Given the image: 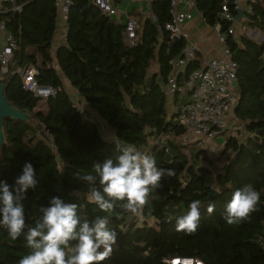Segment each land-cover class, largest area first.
<instances>
[{
	"label": "trees",
	"instance_id": "obj_1",
	"mask_svg": "<svg viewBox=\"0 0 264 264\" xmlns=\"http://www.w3.org/2000/svg\"><path fill=\"white\" fill-rule=\"evenodd\" d=\"M170 1H152L157 21L146 19L138 27L133 46L123 41L122 18L101 14L91 0H73L66 39L54 51L53 0H17L20 12L0 15L19 45L3 78L5 96L33 118L4 120L0 180L11 191L23 165L32 164L38 183L21 201L29 227L42 216L40 209L48 207L52 197L76 203L81 220L108 216L117 242L110 258L100 264H172L173 259H191L193 264H264V41L258 43L244 31L237 38L227 35V46L237 62L239 99L234 114L243 123V134L241 139L227 138L223 152L229 154L220 169L202 167L205 150L178 141L185 128L175 121V112L170 113L163 91L172 70L170 61L184 47L182 40L171 47L170 33L158 30L170 19ZM193 1L209 25L219 22L220 31L227 32L231 22L221 19L220 13L226 1L235 14L233 0ZM251 7L244 24L264 34V5L257 0ZM155 61L159 68L153 73ZM201 61L197 53L186 73ZM28 65L39 71L36 82L54 88V95L44 99L24 87L18 70ZM66 85L99 115L114 138H105L95 120L81 117ZM129 146L154 156L157 167L174 174L162 177L161 187L149 194L141 215L119 205L104 213L91 202L90 186L77 177L95 175V163L115 160ZM246 184L261 193L259 211L250 221L230 226L222 218L225 206L233 192ZM95 187L100 188L98 182ZM193 200L203 205L200 227L194 235H185L175 230L176 218L187 213ZM209 204L215 205L211 215L206 212ZM26 234L27 229L12 240L0 227V264H18L29 254Z\"/></svg>",
	"mask_w": 264,
	"mask_h": 264
},
{
	"label": "clouds",
	"instance_id": "obj_2",
	"mask_svg": "<svg viewBox=\"0 0 264 264\" xmlns=\"http://www.w3.org/2000/svg\"><path fill=\"white\" fill-rule=\"evenodd\" d=\"M93 172L95 175L77 177L90 186L91 202L104 213L113 212L119 205L137 216L149 203V194L161 187L162 177L174 174L171 169L157 167L154 156L131 146L121 149L115 160L107 158L102 163H95ZM97 182L99 189L95 187ZM37 183L35 169L29 162L23 165L13 190L10 191L6 181L0 180V227L7 230L12 240H17L27 229L25 239L30 252L18 264H100L110 258L117 232L109 229L108 216L81 220L76 203L52 197L49 206L40 209L42 216L35 225L28 226L21 201ZM260 199L261 193L251 184L237 188L227 202L222 218L230 226L248 222L252 214L259 211ZM202 207L200 200H193L187 213L176 218L175 230L194 235L200 227ZM214 211L215 205L209 204L207 214ZM177 264H191V261L178 259Z\"/></svg>",
	"mask_w": 264,
	"mask_h": 264
},
{
	"label": "built area",
	"instance_id": "obj_3",
	"mask_svg": "<svg viewBox=\"0 0 264 264\" xmlns=\"http://www.w3.org/2000/svg\"><path fill=\"white\" fill-rule=\"evenodd\" d=\"M120 0H91L99 12L106 16L121 17L124 25L122 36L127 46H133L137 38L139 27L138 19L128 11L119 10ZM153 0H127L131 3H146L147 11H143V19L156 22L157 19L152 11ZM56 10V34L63 41L66 39L68 28V14L73 0H53ZM255 2V0H252ZM193 5V0H171L169 14L170 19L163 26H158L159 32H169L171 38L174 36L187 40L182 52L173 57L170 61L172 70L163 87L164 94L171 100L176 96L184 95L185 98L174 110L175 121L185 128V133L181 136V143L194 145L206 150L209 148L217 136L230 131V136L237 139L242 138L243 123L234 114L239 94L237 91V62L232 58V54L227 46V35L234 36L237 28L234 24L237 9L241 7V0H233L235 14H232L225 1L220 13L221 19H228L232 24L227 32L220 31V24L216 26L217 40L225 45L223 53L218 57H208L200 50L198 45L190 42L189 35L184 29V24L191 19V13L182 11L180 5ZM264 5V0L263 3ZM22 6L17 0H0V15L6 11L20 12ZM245 9V8H244ZM252 11L251 5L245 12ZM241 23V22H240ZM239 25V24H238ZM246 31V27L241 29ZM0 78L9 72V62L16 50L19 49L18 41L14 34L9 31L0 18ZM172 41V40H171ZM170 41V42H171ZM201 54L202 61L200 66L186 73V68L195 60L196 54ZM22 76L24 87L33 92L36 96L47 98L54 95L56 90L50 86H40L35 77L39 73L34 65H28L18 70ZM66 89V88H65ZM73 106L77 109L82 118L93 120L91 109L87 106L84 99L77 93H69ZM233 119L234 122H229ZM103 125L101 124V127ZM100 128V127H99ZM49 142L52 148H56L50 135ZM165 138V137H162ZM178 259H173L175 264ZM181 261H193L191 259H180ZM195 264H203L195 261Z\"/></svg>",
	"mask_w": 264,
	"mask_h": 264
},
{
	"label": "crops",
	"instance_id": "obj_4",
	"mask_svg": "<svg viewBox=\"0 0 264 264\" xmlns=\"http://www.w3.org/2000/svg\"><path fill=\"white\" fill-rule=\"evenodd\" d=\"M255 1H257V0H255ZM258 1H260L261 3H263V0H258ZM125 2H127V0H120L119 1V4H123L124 3V5H126L125 6V8H126L125 10L128 11L130 14L134 15L138 19V21H139V27L142 26L143 22L145 21L143 19V13L142 12L145 9L144 10L143 9H137L135 7L131 8V6L133 4H137V3H131V4H129L127 2V4H125ZM251 2H252V0H241V7H243V8L246 9L248 6L251 5ZM145 4H144V8H145ZM180 9L182 11H188V12H190L191 15H192L191 16V19L187 20L185 22V24H184V29H185V31L189 35L190 42H193L196 45H198V47L204 53L205 56H208V57H218V56H221L222 53H223V50L225 48V45L222 44V43H220L217 40L216 26L218 24H220V23L218 22L215 25H209L206 22V20L204 19V17L202 16L201 12L197 9L194 1H193V5H191V6L186 5L185 3H182L180 5ZM246 13H248V12H245L244 13V15H243V17H242V19L240 21L241 23L237 21L238 23L234 24V26L237 28V32L234 35L235 38H237L238 35L241 32H243L240 29V25H242V23H244V21H245V14ZM244 32H249L250 34H252L253 39L255 41H257L258 43H261V42L264 41V34L260 33V31H258V30H254V31L251 32V30L246 27V31H244ZM0 39H1V33H0ZM54 39L57 41V45L56 46H58L60 43H62V40L59 38V35L58 34H55ZM256 39H258V40H256ZM180 40H182L184 42V46H185V44L188 43L187 40L186 41L183 40V39H180ZM171 43H172V41H171ZM183 48H182V50H183ZM182 50L180 51V53L182 52ZM154 65H156V66H154ZM154 65L152 66V72L153 73L157 72L158 71V68H159L157 61L154 62ZM65 88H66V90H67L68 93H70L71 91H74V89L71 88L68 85H66ZM179 98H180L179 96H176V102L179 101ZM181 99H183V97H181ZM91 112H92L93 116L96 119L99 120L100 124L105 125L106 128H107V130L109 129V132L112 133V136L108 137V139L114 138L115 137V133L102 121V119L99 117V115L95 111L91 110ZM223 134H225V133H223ZM214 141L215 140H213V142ZM213 142L211 143L212 145H213ZM224 147H225V144L222 145L221 147H217V148H215V147L213 148V146H212V150L213 151H211V152H212V154H214L215 152L217 153V151L221 149L219 151L220 152L219 153V156L221 157L222 155H224V152H223ZM222 161L223 160H220V162H222ZM219 168L220 167H217V169H219Z\"/></svg>",
	"mask_w": 264,
	"mask_h": 264
},
{
	"label": "rangeland",
	"instance_id": "obj_5",
	"mask_svg": "<svg viewBox=\"0 0 264 264\" xmlns=\"http://www.w3.org/2000/svg\"><path fill=\"white\" fill-rule=\"evenodd\" d=\"M125 4H127V2H125ZM145 4V3H144ZM144 4L143 3H137V4H133L132 6H131V8H133V7H135V8H137V9H145V11H147V9H148V6L145 4V8H144ZM125 6L126 5H124V3L123 4H119V10L120 11H126L125 9ZM243 27H247L244 23H242V25H240V29H242ZM251 30V32L253 31L252 29H250ZM247 33V35H249L250 33L249 32H246ZM251 35V36H250ZM249 36L251 37V38H253V36H252V34H250ZM256 40H258V39H256ZM57 45V41L54 39V41H53V44H52V49H53V51L55 50V48L57 47L56 46ZM153 65H154V63H153ZM152 65V66H153ZM154 66H156V65H154ZM180 98H179V101L178 102H174V99H171V100H169V102H168V108H169V110H170V113L171 112H173L175 109H176V107H178V104L179 103H181L182 102V99H181V97H183L184 98V95H181V96H179ZM43 102L44 101H41L40 102V104H43ZM40 107H42V108H44L45 106H40ZM92 116V118H93V120H95L97 123H98V125H99V127H100V131H101V133H102V135L104 136V137H106V138H108V137H110V136H112V133H110L109 132V129L107 130V128H106V126L105 125H103L102 127H101V124H100V122H99V120L98 119H96L94 116H93V114L91 115ZM229 122H234V120L233 119H229ZM242 134H243V132H242ZM230 135V131H227L225 134H221V135H219V136H217V138H215V141L213 142V148L215 147V148H217V147H221L222 145H224L225 144V142H226V139H227V137ZM163 139L164 138H162V143H163ZM178 141H181V137L180 138H178ZM212 146L211 147H209V148H207L206 150H205V157H202L201 158V161H200V165L202 166V167H206V168H208V169H211V170H214V168H216L217 169V167H222L223 165H224V163H225V161L226 160H224V159H226V156L229 154V152H226L224 155H222L221 157L219 156V151L221 150H218L217 151V153L215 154H212V152L211 151H213L212 150ZM197 149H200V148H198L197 147ZM220 160H223L222 162H220ZM219 168V169H220ZM152 222V220L150 221V223Z\"/></svg>",
	"mask_w": 264,
	"mask_h": 264
},
{
	"label": "water",
	"instance_id": "obj_6",
	"mask_svg": "<svg viewBox=\"0 0 264 264\" xmlns=\"http://www.w3.org/2000/svg\"><path fill=\"white\" fill-rule=\"evenodd\" d=\"M245 13L244 8L237 9V13L235 15V20L240 22L243 15ZM180 41V38L174 36L172 39L171 47H173L177 42ZM5 119H13V120H21V121H32V116L27 112L14 107L12 104L8 102L5 96V83L0 78V146L6 143V138L4 135V120ZM216 191H212V194H215Z\"/></svg>",
	"mask_w": 264,
	"mask_h": 264
}]
</instances>
